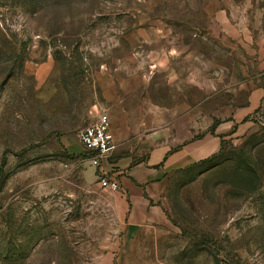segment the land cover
I'll return each mask as SVG.
<instances>
[{
	"label": "rangeland",
	"instance_id": "374dc122",
	"mask_svg": "<svg viewBox=\"0 0 264 264\" xmlns=\"http://www.w3.org/2000/svg\"><path fill=\"white\" fill-rule=\"evenodd\" d=\"M262 5L0 0V264H264L262 127L168 176L164 221L128 241L76 139L101 112L146 101L151 59L209 52L221 15Z\"/></svg>",
	"mask_w": 264,
	"mask_h": 264
},
{
	"label": "crops",
	"instance_id": "0c3cea01",
	"mask_svg": "<svg viewBox=\"0 0 264 264\" xmlns=\"http://www.w3.org/2000/svg\"><path fill=\"white\" fill-rule=\"evenodd\" d=\"M220 17L209 52L199 47L188 57L172 48L151 59L146 101L122 103L110 119L116 147L103 167L120 184L113 193L124 241L164 221L158 202L168 176L212 159L257 126L251 118L264 98V7Z\"/></svg>",
	"mask_w": 264,
	"mask_h": 264
},
{
	"label": "built area",
	"instance_id": "2783aa9c",
	"mask_svg": "<svg viewBox=\"0 0 264 264\" xmlns=\"http://www.w3.org/2000/svg\"><path fill=\"white\" fill-rule=\"evenodd\" d=\"M251 120L264 129V98ZM110 127L109 116L101 112L91 123L77 131L76 139L87 152L91 165L96 168L100 187L117 191L120 189L118 180L103 167L116 147Z\"/></svg>",
	"mask_w": 264,
	"mask_h": 264
},
{
	"label": "trees",
	"instance_id": "16d2710c",
	"mask_svg": "<svg viewBox=\"0 0 264 264\" xmlns=\"http://www.w3.org/2000/svg\"><path fill=\"white\" fill-rule=\"evenodd\" d=\"M210 160H211V159H210ZM208 161H209V160H208ZM205 162H207V161H205ZM205 162H203V163H205ZM203 163H202V164H203ZM199 165H200V164H199ZM197 166H198V165H197Z\"/></svg>",
	"mask_w": 264,
	"mask_h": 264
}]
</instances>
